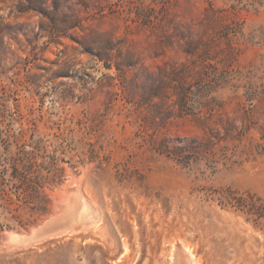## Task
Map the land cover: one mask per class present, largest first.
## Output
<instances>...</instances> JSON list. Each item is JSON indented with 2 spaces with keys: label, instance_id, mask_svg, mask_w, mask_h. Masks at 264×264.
I'll return each instance as SVG.
<instances>
[{
  "label": "rangeland",
  "instance_id": "1",
  "mask_svg": "<svg viewBox=\"0 0 264 264\" xmlns=\"http://www.w3.org/2000/svg\"><path fill=\"white\" fill-rule=\"evenodd\" d=\"M263 128L264 0H0V264H264Z\"/></svg>",
  "mask_w": 264,
  "mask_h": 264
},
{
  "label": "trees",
  "instance_id": "2",
  "mask_svg": "<svg viewBox=\"0 0 264 264\" xmlns=\"http://www.w3.org/2000/svg\"><path fill=\"white\" fill-rule=\"evenodd\" d=\"M261 140L260 148L264 151V128ZM21 152L18 158H6L7 165H2L3 168L0 170V234L10 228L12 223L16 224L19 221L15 212H18L22 205L30 203L29 199L32 200L44 187L38 184L33 174H30L31 163L26 162V157L22 156ZM248 205L249 212L257 215V220L264 223V202H252ZM18 224L23 226L21 221Z\"/></svg>",
  "mask_w": 264,
  "mask_h": 264
},
{
  "label": "water",
  "instance_id": "3",
  "mask_svg": "<svg viewBox=\"0 0 264 264\" xmlns=\"http://www.w3.org/2000/svg\"><path fill=\"white\" fill-rule=\"evenodd\" d=\"M86 219H89L83 213L76 215L71 224H60L57 220H50L47 223L33 228L26 237L27 242H33L42 240L45 238H50L54 236H61L70 230L79 231L83 229Z\"/></svg>",
  "mask_w": 264,
  "mask_h": 264
},
{
  "label": "bare ground",
  "instance_id": "4",
  "mask_svg": "<svg viewBox=\"0 0 264 264\" xmlns=\"http://www.w3.org/2000/svg\"><path fill=\"white\" fill-rule=\"evenodd\" d=\"M94 224H92L91 226H93ZM90 226V227H91ZM98 225H95L94 227H92V229H96Z\"/></svg>",
  "mask_w": 264,
  "mask_h": 264
}]
</instances>
